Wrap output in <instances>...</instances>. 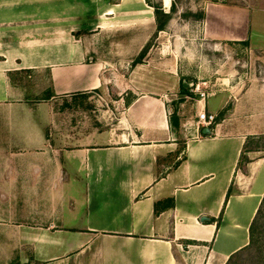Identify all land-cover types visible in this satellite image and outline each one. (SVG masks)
Here are the masks:
<instances>
[{
  "label": "crops",
  "instance_id": "crops-1",
  "mask_svg": "<svg viewBox=\"0 0 264 264\" xmlns=\"http://www.w3.org/2000/svg\"><path fill=\"white\" fill-rule=\"evenodd\" d=\"M143 3L0 0V197L13 198L0 264H227L248 245L264 156L239 161L255 132L224 133L216 123L203 134L194 125L198 110L225 107L224 93L197 101L186 88L172 105L135 94L117 126L86 142L53 135L54 102L111 85L77 32L102 17L138 21ZM252 10L209 3L199 25L210 40L263 52L251 39ZM117 95L119 104L127 97ZM191 98L195 114L183 118L179 106Z\"/></svg>",
  "mask_w": 264,
  "mask_h": 264
},
{
  "label": "rangeland",
  "instance_id": "rangeland-1",
  "mask_svg": "<svg viewBox=\"0 0 264 264\" xmlns=\"http://www.w3.org/2000/svg\"><path fill=\"white\" fill-rule=\"evenodd\" d=\"M141 1L144 2L142 19L138 21L135 15H128L125 20L102 17L77 32L94 46L95 51L91 53L94 60L107 65L104 74L111 85L105 93L99 91L92 97L67 96L54 102L51 127L55 138L62 139L64 144L86 142L97 131L117 126L120 112L133 95L150 93L165 98L172 105L182 98L180 85L187 82L197 83L202 91L211 95H227L225 107L216 113V123L222 126V132H255L247 137L240 167L243 168L250 158L263 157L264 51L249 48L248 41L221 44L206 38L199 25L201 20L195 15L203 12L209 3L249 5L253 7L251 39L264 46V0ZM146 1L161 3L166 12L175 3V12L164 30L156 31L153 8ZM143 48L145 51L139 58ZM19 79L22 83L28 78ZM36 79L31 77L28 80L36 84L35 87L46 83L44 78L42 81ZM121 92L127 97L119 104L117 94ZM38 96L42 99L46 94L41 92ZM185 100L179 106L181 116L192 119L195 113L190 106L194 100ZM12 199L0 197V226H3V229L0 227V237L3 239L8 238ZM258 225L255 242L234 255L227 264H264V221Z\"/></svg>",
  "mask_w": 264,
  "mask_h": 264
},
{
  "label": "trees",
  "instance_id": "trees-1",
  "mask_svg": "<svg viewBox=\"0 0 264 264\" xmlns=\"http://www.w3.org/2000/svg\"><path fill=\"white\" fill-rule=\"evenodd\" d=\"M146 3H147V1H146ZM147 4L153 8V17H154V21H155L156 31L159 32V31L164 30L167 23L171 19L172 13L175 12V3L171 4L169 12H166L163 9L161 3H158V4L147 3ZM195 17L198 18V20H201L204 17V13L199 12L198 14L195 15ZM143 51H145L144 48L141 51V53L139 54V58L141 56H143V53H144ZM180 87L183 91H185V92L187 91V89L183 87L182 83H181ZM244 148H245V146H244ZM242 160H243V153L241 154V157H240L239 166L241 165ZM246 162H248V161H246ZM260 221H264V195L261 199V202H260V204L256 210V213H255V215L251 221V224L249 226V243L247 246L240 249L238 251V253L243 251L244 249H246L247 247H249L250 245H252L255 242L254 238H255V234H256L258 227H260V225H258V223H260ZM230 259H231V257L229 258L228 262L230 261Z\"/></svg>",
  "mask_w": 264,
  "mask_h": 264
},
{
  "label": "built area",
  "instance_id": "built-area-1",
  "mask_svg": "<svg viewBox=\"0 0 264 264\" xmlns=\"http://www.w3.org/2000/svg\"><path fill=\"white\" fill-rule=\"evenodd\" d=\"M191 91L197 95V101H205L206 98L211 95L205 91H202L197 83L192 84ZM194 125L197 130L202 129L203 127H209L210 129H213L216 126V114L207 112L202 108L197 111Z\"/></svg>",
  "mask_w": 264,
  "mask_h": 264
},
{
  "label": "water",
  "instance_id": "water-1",
  "mask_svg": "<svg viewBox=\"0 0 264 264\" xmlns=\"http://www.w3.org/2000/svg\"><path fill=\"white\" fill-rule=\"evenodd\" d=\"M182 85L184 88H188L190 84L187 82H182ZM202 132H203V134H211L212 131L209 127H203Z\"/></svg>",
  "mask_w": 264,
  "mask_h": 264
}]
</instances>
